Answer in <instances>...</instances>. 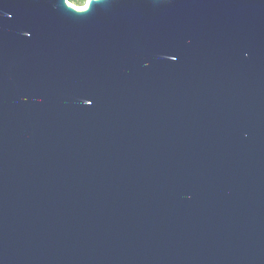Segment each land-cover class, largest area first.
<instances>
[{"label": "water", "instance_id": "obj_1", "mask_svg": "<svg viewBox=\"0 0 264 264\" xmlns=\"http://www.w3.org/2000/svg\"><path fill=\"white\" fill-rule=\"evenodd\" d=\"M0 264H264V0H0Z\"/></svg>", "mask_w": 264, "mask_h": 264}, {"label": "trees", "instance_id": "obj_2", "mask_svg": "<svg viewBox=\"0 0 264 264\" xmlns=\"http://www.w3.org/2000/svg\"><path fill=\"white\" fill-rule=\"evenodd\" d=\"M87 0H68L69 3H71L74 6H82Z\"/></svg>", "mask_w": 264, "mask_h": 264}, {"label": "bare ground", "instance_id": "obj_3", "mask_svg": "<svg viewBox=\"0 0 264 264\" xmlns=\"http://www.w3.org/2000/svg\"><path fill=\"white\" fill-rule=\"evenodd\" d=\"M85 7H82L81 9H79V10H83Z\"/></svg>", "mask_w": 264, "mask_h": 264}, {"label": "rangeland", "instance_id": "obj_4", "mask_svg": "<svg viewBox=\"0 0 264 264\" xmlns=\"http://www.w3.org/2000/svg\"><path fill=\"white\" fill-rule=\"evenodd\" d=\"M88 1V0H87ZM87 1L85 2V4L87 3Z\"/></svg>", "mask_w": 264, "mask_h": 264}]
</instances>
